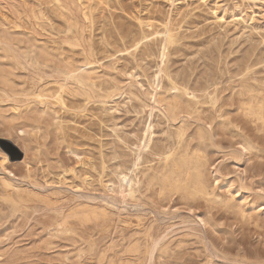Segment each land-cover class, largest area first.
Segmentation results:
<instances>
[{
    "label": "rangeland",
    "instance_id": "rangeland-1",
    "mask_svg": "<svg viewBox=\"0 0 264 264\" xmlns=\"http://www.w3.org/2000/svg\"><path fill=\"white\" fill-rule=\"evenodd\" d=\"M247 103L264 0H0V264H264ZM170 149L201 156L203 192L165 189Z\"/></svg>",
    "mask_w": 264,
    "mask_h": 264
},
{
    "label": "bare ground",
    "instance_id": "bare-ground-1",
    "mask_svg": "<svg viewBox=\"0 0 264 264\" xmlns=\"http://www.w3.org/2000/svg\"><path fill=\"white\" fill-rule=\"evenodd\" d=\"M73 24H75V23H73ZM75 26H76V24H75ZM161 34H162V39L164 40L163 51H165V49L167 48V44L175 38V34H173L172 29L168 26L166 27V29ZM7 46H8V43H7ZM67 77H68V79H71L73 82H75L76 84H79V85L85 84V82L88 79H90L89 73L84 69L80 70L78 72L76 70H73L70 72V74L67 75ZM65 86H66V84L64 86H62V88H61L62 92L65 91V89H66ZM118 92H120V91H118ZM157 94L158 93L156 91L154 96H153V100L155 103L161 104V99H159L157 97ZM58 98L60 99V101H63L62 95H59ZM242 109H243L244 115L254 116L258 120H261L262 123L264 124V107H262V106L256 107L252 103H247L243 106ZM25 132L26 131L24 130V128L22 126H20L16 130V133L19 135V137H22ZM7 139H9V138H7ZM148 145H149V141L146 142L145 146H148ZM22 151L24 153L23 162L25 164H27L28 163V161H27V150L22 148ZM2 155H3L2 164H4L5 162H9L10 159H9L8 154L3 152ZM164 161H165V167H164V170L161 174L160 179H161V183L164 185V187L167 191H170V192L171 191H184V192H188V191L203 192L204 191L205 184L203 181V169H202L203 162L201 161V156H198L195 154L190 155L187 150H184L183 152H176V151H173L172 149H170L165 154ZM125 177H126V175H124L123 178H125ZM125 181L127 182V180H125ZM136 183L137 182L134 179H132V178L128 179V183H126L125 187L123 189H121L122 196L123 197L130 196L131 199L136 198V196H135L136 189L134 187ZM5 184L10 185L9 183H5ZM153 246H154V244H153Z\"/></svg>",
    "mask_w": 264,
    "mask_h": 264
},
{
    "label": "water",
    "instance_id": "water-1",
    "mask_svg": "<svg viewBox=\"0 0 264 264\" xmlns=\"http://www.w3.org/2000/svg\"><path fill=\"white\" fill-rule=\"evenodd\" d=\"M7 148L11 151V153L14 155V152L17 151V148L10 143H7Z\"/></svg>",
    "mask_w": 264,
    "mask_h": 264
}]
</instances>
